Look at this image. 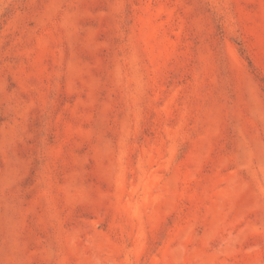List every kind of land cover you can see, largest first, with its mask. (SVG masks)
I'll list each match as a JSON object with an SVG mask.
<instances>
[{
    "label": "rangeland",
    "instance_id": "374dc122",
    "mask_svg": "<svg viewBox=\"0 0 264 264\" xmlns=\"http://www.w3.org/2000/svg\"><path fill=\"white\" fill-rule=\"evenodd\" d=\"M0 264H264V0H0Z\"/></svg>",
    "mask_w": 264,
    "mask_h": 264
}]
</instances>
